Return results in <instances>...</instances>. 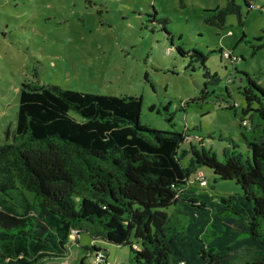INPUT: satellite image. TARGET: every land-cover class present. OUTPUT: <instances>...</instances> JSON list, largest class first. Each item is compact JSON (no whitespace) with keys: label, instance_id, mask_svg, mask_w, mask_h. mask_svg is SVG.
<instances>
[{"label":"trees","instance_id":"obj_1","mask_svg":"<svg viewBox=\"0 0 264 264\" xmlns=\"http://www.w3.org/2000/svg\"><path fill=\"white\" fill-rule=\"evenodd\" d=\"M207 12L204 21L218 28L231 14L244 21L235 0ZM154 20L170 34L167 18ZM176 50L188 66L201 61L204 100L219 76L203 52ZM243 74L249 153L226 148L223 160L202 143L184 147L185 131L142 123L141 96L25 80L15 129L0 145V264H43L74 248L78 264L89 254L108 264L106 250L80 243L82 234L130 246L132 257L120 264H264V87ZM203 167L242 192L212 194L197 181Z\"/></svg>","mask_w":264,"mask_h":264},{"label":"rangeland","instance_id":"obj_2","mask_svg":"<svg viewBox=\"0 0 264 264\" xmlns=\"http://www.w3.org/2000/svg\"><path fill=\"white\" fill-rule=\"evenodd\" d=\"M235 1L243 24L231 14L224 28H218L204 19L207 10L223 7L227 0H0V145L6 131L15 129L22 83L34 80L64 89L141 96V122L185 131L184 147L202 143L220 160L226 148L247 155L244 135L249 136V129L241 122V89L246 85L243 72L264 87V47L254 51L264 44V0H249L251 8L244 0ZM154 17L168 19L170 34ZM176 46L206 54L205 65L219 76L218 82L207 85L204 100L199 97L209 79L201 61H193V69L189 56H181ZM220 48L238 60L223 59ZM190 99L195 101L173 113ZM202 171L212 194L242 192L235 181L216 179L206 167ZM79 238L84 245L104 248L108 264L132 257L130 246L86 234ZM77 253L74 248L43 264H78ZM86 261L96 264L91 254Z\"/></svg>","mask_w":264,"mask_h":264},{"label":"built area","instance_id":"obj_3","mask_svg":"<svg viewBox=\"0 0 264 264\" xmlns=\"http://www.w3.org/2000/svg\"><path fill=\"white\" fill-rule=\"evenodd\" d=\"M223 55H224L225 58L230 59L232 62H235V61L238 60V56L235 55L233 52L224 51V52H223ZM197 181L199 182V184H200L201 186H206L207 181H206V178H205V175H204L203 172L200 171V172L198 173Z\"/></svg>","mask_w":264,"mask_h":264}]
</instances>
